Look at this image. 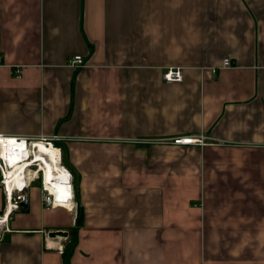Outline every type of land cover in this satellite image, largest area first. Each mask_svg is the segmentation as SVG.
Segmentation results:
<instances>
[{
    "label": "crops",
    "instance_id": "obj_1",
    "mask_svg": "<svg viewBox=\"0 0 264 264\" xmlns=\"http://www.w3.org/2000/svg\"><path fill=\"white\" fill-rule=\"evenodd\" d=\"M0 133L60 135L77 201L34 182L0 264H264V0H0Z\"/></svg>",
    "mask_w": 264,
    "mask_h": 264
},
{
    "label": "built area",
    "instance_id": "obj_2",
    "mask_svg": "<svg viewBox=\"0 0 264 264\" xmlns=\"http://www.w3.org/2000/svg\"><path fill=\"white\" fill-rule=\"evenodd\" d=\"M69 62L72 65H83L84 58L80 54L73 55L69 58ZM230 58H225L223 61V65L227 66L231 64ZM17 75H21L23 72L22 68H17ZM184 77L183 68L181 66H170L167 67L163 72V78L167 82H179L182 81ZM9 136L15 137L17 139L25 140L26 144L31 149V153L27 158L32 157L33 151L32 148L35 149V143L38 141H43L52 145H55L57 149L60 150V160L62 167L66 170V175L63 176L65 178L57 177L56 175L52 178L46 175V170L38 161L31 165H26L25 170L20 173V178L23 180L21 183L15 182L12 185V189H9L8 186V175H7V167L4 163L2 157L0 156V185L2 186L5 194V206L4 211L0 213L1 216L4 217V222L8 221L9 216L15 212L16 210L23 207V201L28 197L27 190L31 187V185L40 180L41 184V197L42 202L46 207H55L58 205L65 206L71 209L77 207L76 201V191L74 187V175L73 172L66 166L63 158V148L58 143L61 139L60 135H8L4 133H0V139L2 141L3 138H8ZM173 143L178 144H198L205 145L209 141L204 134L195 135V134H183L174 136L172 139ZM26 158V159H27ZM5 164V165H4ZM35 173H32V171ZM60 250L63 252V246H60Z\"/></svg>",
    "mask_w": 264,
    "mask_h": 264
},
{
    "label": "bare ground",
    "instance_id": "obj_3",
    "mask_svg": "<svg viewBox=\"0 0 264 264\" xmlns=\"http://www.w3.org/2000/svg\"><path fill=\"white\" fill-rule=\"evenodd\" d=\"M32 151V157L27 158L31 153V149L25 140L11 136L3 138L2 141L0 139V156L7 167L6 172L10 190L15 182L21 183L23 181L20 178V173L25 170V166L31 165L35 161H38L45 168L48 177L52 178L56 175L57 177L65 178L63 176L66 175V170L61 164L60 150L55 145L38 141ZM32 173H35V171L33 170ZM4 217H0V226L4 221Z\"/></svg>",
    "mask_w": 264,
    "mask_h": 264
},
{
    "label": "water",
    "instance_id": "obj_4",
    "mask_svg": "<svg viewBox=\"0 0 264 264\" xmlns=\"http://www.w3.org/2000/svg\"><path fill=\"white\" fill-rule=\"evenodd\" d=\"M28 204V198H26L23 201V205L26 206ZM51 236H55V235H67V231H63V230H58V231H52L50 233Z\"/></svg>",
    "mask_w": 264,
    "mask_h": 264
},
{
    "label": "rangeland",
    "instance_id": "obj_5",
    "mask_svg": "<svg viewBox=\"0 0 264 264\" xmlns=\"http://www.w3.org/2000/svg\"><path fill=\"white\" fill-rule=\"evenodd\" d=\"M36 183H40V180H38ZM36 183H35V184H36ZM0 186H1V185H0ZM1 187H2V186H1Z\"/></svg>",
    "mask_w": 264,
    "mask_h": 264
}]
</instances>
